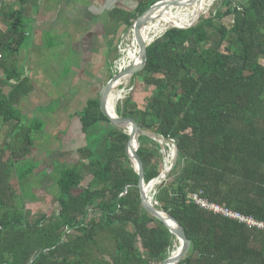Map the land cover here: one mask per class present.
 I'll return each mask as SVG.
<instances>
[{
  "label": "trees",
  "instance_id": "1",
  "mask_svg": "<svg viewBox=\"0 0 264 264\" xmlns=\"http://www.w3.org/2000/svg\"><path fill=\"white\" fill-rule=\"evenodd\" d=\"M157 1L140 0L122 20L126 30ZM221 5L195 26L169 28L150 43L145 66L134 75L149 95L141 105L126 99L116 109L143 132L137 155L145 184L164 166L161 147L146 134L164 143L173 140L176 159L155 185V200L190 241L178 264H264L263 232L187 202L188 194L202 191L207 201L264 222V0H222ZM2 11L10 20V38L0 43V65L3 54L24 40L21 9ZM185 12L196 16L195 7ZM137 55L130 62L137 63ZM18 77L0 97V264L166 259L175 236L141 207L138 175L125 154L128 137L103 117L98 98L88 99L77 114L84 139L77 159L56 161L50 175H35L39 162L31 154L45 136L44 124L26 121L17 110L29 91ZM89 175L91 182L82 188ZM35 185L51 195L57 212L26 209L22 196L36 199L30 190Z\"/></svg>",
  "mask_w": 264,
  "mask_h": 264
},
{
  "label": "crops",
  "instance_id": "2",
  "mask_svg": "<svg viewBox=\"0 0 264 264\" xmlns=\"http://www.w3.org/2000/svg\"><path fill=\"white\" fill-rule=\"evenodd\" d=\"M139 2L31 0L21 5L16 0H2L0 43L10 38L7 35L10 20L2 14L8 6L12 10L21 9L24 40L13 45L9 54H3L0 97L15 86V75L19 76V81L25 80L29 91L20 100L17 110L26 121L36 118L44 124L45 136L37 143L36 151H42L49 160H45V164L51 163L50 169L42 170L40 175H50L54 162L65 161L66 151L76 153V149L84 145V139L82 145L75 139L79 145L69 148L72 145L70 135H82L77 114L85 106V100L94 99L93 95L98 98L99 90L112 77L120 37L126 32L122 20L134 13ZM62 55L70 59L69 67L59 65ZM2 68L8 70L10 80H6ZM50 79H58L59 88L55 90ZM55 101L58 107L44 113ZM64 138L66 141H61ZM65 145L68 149H64Z\"/></svg>",
  "mask_w": 264,
  "mask_h": 264
},
{
  "label": "water",
  "instance_id": "3",
  "mask_svg": "<svg viewBox=\"0 0 264 264\" xmlns=\"http://www.w3.org/2000/svg\"><path fill=\"white\" fill-rule=\"evenodd\" d=\"M185 0H180L174 4L175 7L180 6L184 3ZM166 3L165 0H159L153 4H151L143 13L140 15H137L135 19L132 22L131 26V34L132 39L135 41L136 49H137V56L138 62L133 63L132 61L128 63L121 71H118L116 74L112 75V77L108 80L106 84H104L98 94V106L101 114L103 117L106 118L108 123L115 128L123 129L126 133L128 139L125 144V154L129 160V162L133 165L134 170L136 171L138 175V182H137V189L139 190V196H140V204L143 210L162 223L164 227L169 231L170 234L175 236L176 241L179 244V247L177 248L176 255H172V252L169 254V256L161 261L158 264H178L179 261L187 254L190 248V241L188 240L183 228L178 224L176 220H174L169 213L163 211L162 209L154 206L151 203L150 196H149V188L153 185L161 181L165 178V175L167 173V168L165 166L159 173V175L145 184L143 179V167L141 160L139 159L137 155V150L139 148L138 138L143 134L141 129L138 127V125L135 123V121L128 117H120L117 115L115 109L109 111L108 109V100L109 97L112 95V92L116 89L117 86H119L124 80L127 78H131L136 73L140 72L146 63V48L148 45L152 42L151 41H145L142 38L141 30L146 24V18L147 15L156 11H159L162 6ZM202 12H198L197 15L191 19V21L185 25L177 26V25H171L170 28H177V29H188L190 27H193L197 24L199 21ZM153 139H158V137H154ZM160 146L161 141L157 142ZM176 153V151H175Z\"/></svg>",
  "mask_w": 264,
  "mask_h": 264
},
{
  "label": "rangeland",
  "instance_id": "4",
  "mask_svg": "<svg viewBox=\"0 0 264 264\" xmlns=\"http://www.w3.org/2000/svg\"><path fill=\"white\" fill-rule=\"evenodd\" d=\"M221 1L222 0H216V1H214V0H203V1H200V2H198L197 4H195L193 6V7H195V12L193 14L197 15L198 12H202L203 14L201 16L206 17V16H208L209 13H213L217 8L222 7ZM166 3H167V0H166ZM161 9L159 11H161ZM159 11L151 13L148 16V18H147L146 24H148V25L151 24L153 22L155 14H157ZM166 14H170V13L167 12ZM188 17L190 18L189 20L178 21V22H181L182 25H185V24L189 23L191 21V19L194 18L195 16L192 17V14H190V15H188ZM224 22L228 23V21H224ZM169 28H170L169 26L166 27L163 32H161L160 34L156 35L152 39V42L156 41L157 39H159L164 34V32L167 29H169ZM122 36H123V38H125V41L123 42V44L125 43V45H127V46L124 45L122 47H123V49L127 50V48H129L131 46V44H132L131 28L127 29L126 32L124 33V35H122ZM120 42H122L121 37H120ZM125 56H126V51L124 53H122V54L119 53V57L118 58L126 60ZM69 61H70V59L67 58V56L62 55V58H61V60L59 62V65L62 66V67L63 66L69 67L68 66ZM65 72H68V70H66ZM112 75H114V74L112 73ZM68 76H67V78H68ZM63 77H65V76H63ZM50 81L52 82L53 88L55 90L57 88H59L58 87L59 86L58 83H60V82H59L58 79H56V80H51L50 79ZM140 82L141 81L138 80L137 77L132 76L131 78H127V80H124L119 86L116 87V89L112 92V94L113 95L120 94L121 97L114 105L115 111H116V109H119V108L122 107V105H123V103H124V101L126 99H129L130 101L136 102L137 104H140V105L142 104V102L144 101V99H146V97L149 95V93L147 92L148 89H145V87ZM93 96H94L93 98H95V95H93ZM85 102H86V100H85ZM56 103H57V101L51 103V106L48 109V111L45 110L44 113H48V112H50L51 109H55L56 107H58V106H56ZM83 104H85V103H83ZM146 135L148 137H150L152 140H154L153 136L151 134L147 133ZM70 136H71V144L72 145L69 148H74V146H73L74 144L79 145V143L74 142L75 139H78V141L80 142V145H82L83 137H82V135L80 133H78L75 137H74V134L70 135ZM66 139L67 138H64V140H61V141L65 142ZM154 141L159 142L161 140L155 139ZM146 143H147V147L150 150L156 151V148L153 146V144H151L149 141H146ZM160 147H161V150H160L161 152L160 153L165 155V153L162 152V150L164 148V142H162V145L160 144ZM64 149H68V146L65 145ZM37 152L38 151H34L31 154V157H32L33 160H35L34 158L37 157L36 160L41 162V163H39V167L34 171L35 175H40L42 173V170L50 169L51 163L49 162V163L45 164V160L46 159H45V157L43 155V152L40 151V150H39V153H37ZM36 153H37V155H36ZM64 158H65V161H66L67 164L68 163L72 164L73 161L75 159H77V155H76L75 152L73 153V151L72 152L71 151H66L65 154H64ZM175 159H176V153L174 154V157H173V161L174 162H175ZM46 161L48 162L49 160H46ZM41 167H43V168H41ZM52 176H54V175H52ZM91 180H92V176L91 175L85 177L83 179V181L81 182V187L82 188H86L88 186V184L91 182ZM13 181H14V188H15L17 194L20 195V192H19L18 186H17V182L14 179H13ZM35 181H36V179H32L31 180V182H33V183H35ZM30 190L33 191V193L35 194V198L37 200L33 199V198H29L28 195H23L22 196L23 203L25 204V207H26V209H28L29 212L35 211V210H38V209H42L44 212L49 214L52 211L53 212L57 211V209H58L57 205L52 203L51 195H46L45 192L42 190V188H38L36 185L34 186V188H32ZM174 243L175 244L173 245V249L169 252V254L175 249L176 246L179 245L177 241H175Z\"/></svg>",
  "mask_w": 264,
  "mask_h": 264
},
{
  "label": "built area",
  "instance_id": "5",
  "mask_svg": "<svg viewBox=\"0 0 264 264\" xmlns=\"http://www.w3.org/2000/svg\"><path fill=\"white\" fill-rule=\"evenodd\" d=\"M2 5H3L2 0H0V11H1ZM131 38H132V34H131ZM121 40H122V42H120L118 45V57H119V53L122 54L125 51L129 50L130 48L132 50L134 49L133 39H132L131 46L129 48H127V50L123 49V47H122L125 45V43L123 44V42L125 41V38H123V36H121ZM125 46H127V45H125ZM135 47H136V45H135ZM0 58H1V53H0ZM126 63H127V59L124 60V59L118 58L117 61L113 65L114 67L112 69V73L116 74L118 71H121L127 65ZM164 146L166 147V150L163 148L162 152H164L165 155H163L162 153H161V155L163 156V162H165V166L167 168V173H168L174 164L173 157L175 154V147H174L173 140L167 139L166 142L164 143ZM159 183H160V181L156 184H153L149 188V196H150L151 203L158 208H159V204L155 200V195H156L155 185H157ZM187 202L193 203L194 205L198 206L199 208H201V209H203V210H205L211 214L218 215V216H221L225 219L235 221L239 224L246 226L249 229L250 228L256 229V230L264 233V222L255 220L251 216L243 215V214L236 212L234 210H231V209H229L223 205L211 203V202L207 201L202 196V191H197V192H193V193L188 194Z\"/></svg>",
  "mask_w": 264,
  "mask_h": 264
},
{
  "label": "bare ground",
  "instance_id": "6",
  "mask_svg": "<svg viewBox=\"0 0 264 264\" xmlns=\"http://www.w3.org/2000/svg\"><path fill=\"white\" fill-rule=\"evenodd\" d=\"M178 1H180V0H167L168 3L164 4V6H162L161 11H159L157 14H155L153 22L149 25L145 24V26L141 30L142 38L145 41H148V42L151 41L156 35L163 32L166 27L171 26V25H176V23L178 21L189 20L190 18L188 17L187 12H185V10L192 8L195 4H197L198 2L203 1V0H185L183 4H181L178 7H175L174 4ZM214 1H216V0H214ZM167 12L170 14H166ZM150 14L147 15V18ZM147 18H146V21H147ZM179 26H181V25H179ZM133 45H134L133 50L130 48L129 50L126 51V56H125V58L127 59L126 64L130 63L131 56L137 51V49L135 47V41L134 40H133ZM120 97H121L120 94H118V95L112 94L109 97V100H108L109 102H108V106H107L109 111L112 112V110L114 109L115 103L120 99ZM178 247H179V245L176 246L175 249L172 251L173 256L176 255Z\"/></svg>",
  "mask_w": 264,
  "mask_h": 264
}]
</instances>
